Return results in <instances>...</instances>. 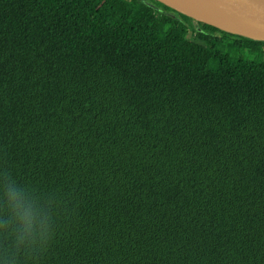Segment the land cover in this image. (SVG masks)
Wrapping results in <instances>:
<instances>
[{"label": "trees", "instance_id": "trees-1", "mask_svg": "<svg viewBox=\"0 0 264 264\" xmlns=\"http://www.w3.org/2000/svg\"><path fill=\"white\" fill-rule=\"evenodd\" d=\"M4 170L51 213L24 264H264V41L155 0H0Z\"/></svg>", "mask_w": 264, "mask_h": 264}, {"label": "clouds", "instance_id": "clouds-1", "mask_svg": "<svg viewBox=\"0 0 264 264\" xmlns=\"http://www.w3.org/2000/svg\"><path fill=\"white\" fill-rule=\"evenodd\" d=\"M47 205L27 183L7 170L0 171V264H24L48 251L54 231Z\"/></svg>", "mask_w": 264, "mask_h": 264}, {"label": "water", "instance_id": "water-1", "mask_svg": "<svg viewBox=\"0 0 264 264\" xmlns=\"http://www.w3.org/2000/svg\"><path fill=\"white\" fill-rule=\"evenodd\" d=\"M194 22L264 41V0H155ZM147 4H154L147 1Z\"/></svg>", "mask_w": 264, "mask_h": 264}]
</instances>
